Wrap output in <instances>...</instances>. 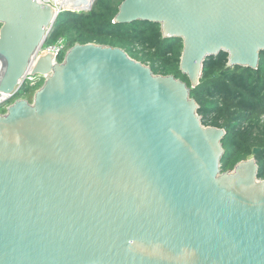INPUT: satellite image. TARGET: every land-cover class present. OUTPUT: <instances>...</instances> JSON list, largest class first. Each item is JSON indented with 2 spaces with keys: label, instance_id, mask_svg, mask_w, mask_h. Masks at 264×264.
<instances>
[{
  "label": "water",
  "instance_id": "95a60500",
  "mask_svg": "<svg viewBox=\"0 0 264 264\" xmlns=\"http://www.w3.org/2000/svg\"><path fill=\"white\" fill-rule=\"evenodd\" d=\"M57 19L37 0H0V93ZM139 21L182 40L191 87L122 48L41 57L33 101L0 114V264H264L261 149L224 172L227 131L205 126L191 96L222 52L258 70L264 0H124L114 24Z\"/></svg>",
  "mask_w": 264,
  "mask_h": 264
},
{
  "label": "trees",
  "instance_id": "16d2710c",
  "mask_svg": "<svg viewBox=\"0 0 264 264\" xmlns=\"http://www.w3.org/2000/svg\"><path fill=\"white\" fill-rule=\"evenodd\" d=\"M123 1L97 0L91 11L61 14L47 45L63 39L66 51L78 43L122 48L145 65L151 61L150 68L156 75H173L191 87L188 77L180 71L182 40L164 39L160 25L154 23L114 24ZM131 47L139 48L142 53H134ZM200 82L191 96L200 106L203 124L227 131L222 170L232 171L238 163L253 157L254 149L259 148L256 160L259 179L264 180V126L253 120L264 113V53L258 70H253L229 67L228 54L222 52L206 61ZM27 94H30L28 89L19 97Z\"/></svg>",
  "mask_w": 264,
  "mask_h": 264
},
{
  "label": "built area",
  "instance_id": "2783aa9c",
  "mask_svg": "<svg viewBox=\"0 0 264 264\" xmlns=\"http://www.w3.org/2000/svg\"><path fill=\"white\" fill-rule=\"evenodd\" d=\"M42 5H48L54 9V11L58 14V17L67 12V8H65V2L67 0H37ZM77 8H72L74 11ZM51 36V34H50ZM50 38V37H49ZM65 41L60 39L56 44L47 45L46 44L38 51L37 55L33 59L30 68L23 79L20 81L19 85L15 89V91L11 94H4L0 93V105L6 104L5 107L2 109L5 112L9 109L11 105L17 100H22L26 98L19 97L22 91L26 89L30 90V93L35 94V92L40 89L45 81L47 80L48 75H41V74H34L33 70L39 61V59L43 56L51 55L53 57V63H61L60 58L61 56L66 53V45L64 44ZM35 91V92H34Z\"/></svg>",
  "mask_w": 264,
  "mask_h": 264
},
{
  "label": "rangeland",
  "instance_id": "374dc122",
  "mask_svg": "<svg viewBox=\"0 0 264 264\" xmlns=\"http://www.w3.org/2000/svg\"><path fill=\"white\" fill-rule=\"evenodd\" d=\"M68 11H70V12H76V13H78V11H72V10H68ZM81 13V12H80ZM59 41V40H58ZM57 41V42H58ZM56 42V43H57ZM56 43H54V44H56ZM65 44V43H64ZM79 44V43H78ZM96 44V43H95ZM49 45H53V44H49ZM66 45V44H65ZM132 49H133V52L134 53H142V52H140V50H139V48H137V49H134L135 47H131ZM67 49V48H66ZM68 51V50H67ZM66 51V52H67ZM66 54V53H65ZM65 54H64V57H65ZM64 57H63V60H64ZM62 60V61H63ZM140 62V61H139ZM152 65V62L151 61H149L147 64H146V66H151ZM35 92V91H34ZM24 98H26L27 100H29L30 102H32L33 101V99H34V96H33V94L32 93H30V94H27V96H25ZM4 113V110H0V114H3ZM253 120L255 121V122H259V124L261 125V126H264V113L263 114H261V115H259V116H255L254 118H253ZM248 124V123H247ZM246 125V124H245Z\"/></svg>",
  "mask_w": 264,
  "mask_h": 264
},
{
  "label": "bare ground",
  "instance_id": "6f19581e",
  "mask_svg": "<svg viewBox=\"0 0 264 264\" xmlns=\"http://www.w3.org/2000/svg\"><path fill=\"white\" fill-rule=\"evenodd\" d=\"M92 0H67L65 2V8L68 10H72V8H77L74 11H78L82 8H85L91 3ZM80 13V11H78Z\"/></svg>",
  "mask_w": 264,
  "mask_h": 264
}]
</instances>
